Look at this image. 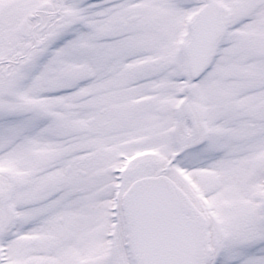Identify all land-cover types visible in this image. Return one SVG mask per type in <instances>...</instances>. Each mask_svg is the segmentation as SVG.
I'll list each match as a JSON object with an SVG mask.
<instances>
[{
    "label": "snow or ice",
    "instance_id": "6c2138e0",
    "mask_svg": "<svg viewBox=\"0 0 264 264\" xmlns=\"http://www.w3.org/2000/svg\"><path fill=\"white\" fill-rule=\"evenodd\" d=\"M0 264H264V0H0Z\"/></svg>",
    "mask_w": 264,
    "mask_h": 264
}]
</instances>
